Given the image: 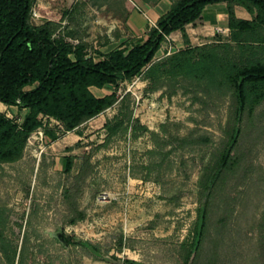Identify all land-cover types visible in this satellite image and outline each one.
<instances>
[{
  "label": "rangeland",
  "instance_id": "374dc122",
  "mask_svg": "<svg viewBox=\"0 0 264 264\" xmlns=\"http://www.w3.org/2000/svg\"><path fill=\"white\" fill-rule=\"evenodd\" d=\"M163 1L180 0H33L30 24L99 61L143 44L157 22L143 35L131 15ZM171 36L153 63L185 50ZM132 80L81 141L49 122L56 141L40 128L0 162V264H184L196 245L189 264H264V103L240 117L233 93ZM0 114L22 127L27 110Z\"/></svg>",
  "mask_w": 264,
  "mask_h": 264
},
{
  "label": "trees",
  "instance_id": "16d2710c",
  "mask_svg": "<svg viewBox=\"0 0 264 264\" xmlns=\"http://www.w3.org/2000/svg\"><path fill=\"white\" fill-rule=\"evenodd\" d=\"M32 2L0 0V103L27 110L22 127L0 114V162L22 157L30 135L43 126L41 115L60 122L65 133L73 132L116 103L115 92L97 99L90 88L116 91L119 83L145 69L149 90L166 79H184L223 95L233 93L240 117L264 103V58L259 57L264 53L260 32L264 30V0H180L157 21L143 44L115 50L99 61L86 59L82 51L53 39L49 27L34 28L30 24ZM220 3L228 4L230 41L192 48L186 27L202 20L207 6ZM236 6L245 8L253 20L238 19ZM177 32L184 34L185 50L153 63L162 43ZM44 133L52 141L58 139L51 130L45 128ZM73 161L65 159L66 173L71 172ZM5 244L4 254L11 258L8 251L12 248ZM85 244L98 253L96 246ZM195 248L184 264H189Z\"/></svg>",
  "mask_w": 264,
  "mask_h": 264
},
{
  "label": "crops",
  "instance_id": "0c3cea01",
  "mask_svg": "<svg viewBox=\"0 0 264 264\" xmlns=\"http://www.w3.org/2000/svg\"><path fill=\"white\" fill-rule=\"evenodd\" d=\"M170 5L165 3H159L157 5H146V13L138 14L133 13L131 15V20L135 24V30H140V32L145 35L147 32L148 19L157 22L162 16L167 14L170 10ZM235 14L238 19L251 21L253 20V15H251L245 8L236 6ZM229 22V12H228V4L220 3L215 5L207 6L202 20L198 21L193 25H189L186 27V35L188 37V42L191 47H200L206 44H215V43H226L229 42L226 38H230V29L228 28ZM133 24V25H134ZM181 34V33H180ZM179 32L177 35L171 36L172 41L175 43L176 47L184 48L186 47V42L184 36L180 38ZM147 36L145 35L143 42H145ZM90 91L97 99H103L107 96H110L115 91L110 87H105L103 89H99L96 87L90 88ZM1 104V103H0ZM3 105V104H1ZM115 105V104H114ZM111 108L100 114L99 116L87 121L82 124L80 127L75 129L74 133L76 141H81L83 139L82 129L84 125L88 122H92L96 120V118L102 117L106 112H108Z\"/></svg>",
  "mask_w": 264,
  "mask_h": 264
},
{
  "label": "built area",
  "instance_id": "2783aa9c",
  "mask_svg": "<svg viewBox=\"0 0 264 264\" xmlns=\"http://www.w3.org/2000/svg\"><path fill=\"white\" fill-rule=\"evenodd\" d=\"M136 5V4H135ZM134 5V6H135ZM138 7V6H137ZM145 72H146V69L145 70H143L142 72H141V74H139L138 76H136L133 80H132V84L134 85H136L140 80H141V78H142V76L143 75H145ZM121 84L123 85V82H121ZM121 85V86H122ZM40 118H41V120H42V122H43V127L39 130L41 133H40V135H41V137L43 138V136H44V132L42 131V129H45L46 128V125L50 122V123H52L53 125H56L57 127H60V129H62V130H64V127H63V125L60 123V122H58L57 120H55V119H53V118H50V117H48V116H43V115H41L40 116Z\"/></svg>",
  "mask_w": 264,
  "mask_h": 264
},
{
  "label": "bare ground",
  "instance_id": "6f19581e",
  "mask_svg": "<svg viewBox=\"0 0 264 264\" xmlns=\"http://www.w3.org/2000/svg\"><path fill=\"white\" fill-rule=\"evenodd\" d=\"M3 108V105L0 104V109Z\"/></svg>",
  "mask_w": 264,
  "mask_h": 264
}]
</instances>
